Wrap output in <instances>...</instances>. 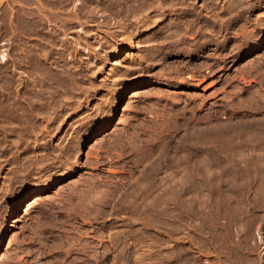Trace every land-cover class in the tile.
Masks as SVG:
<instances>
[{"label":"rangeland","instance_id":"rangeland-1","mask_svg":"<svg viewBox=\"0 0 264 264\" xmlns=\"http://www.w3.org/2000/svg\"><path fill=\"white\" fill-rule=\"evenodd\" d=\"M116 1L0 0V264H264V0Z\"/></svg>","mask_w":264,"mask_h":264},{"label":"bare ground","instance_id":"bare-ground-1","mask_svg":"<svg viewBox=\"0 0 264 264\" xmlns=\"http://www.w3.org/2000/svg\"><path fill=\"white\" fill-rule=\"evenodd\" d=\"M57 1V0H56ZM108 1V0H107ZM112 1V0H111ZM145 1V0H144ZM156 1V0H155ZM154 1V2H155ZM159 2H158V4L160 5V7H163V6H165L166 4H167V2H169V1H165V0H158ZM174 1V0H173ZM177 1H179V0H177ZM177 1H176V3H177ZM185 4L187 3V5L189 6V5H191V7H190V9L188 8V10L186 11L187 13H185V15H186V17H187V20L190 22V24H191V28L195 25L194 23H193V21L196 19L197 21H198V18H199V22L201 23V25L204 27L203 29H205V25H206V15H202L201 14V16H199V17H196L195 15H194V11H193V7H195V3L193 2V1H195V0H182ZM43 2V1H42ZM117 2V1H116ZM120 3H122L121 2V0L119 1ZM119 2H117V3H119ZM123 2H125L124 0H123ZM151 2V1H150ZM157 2V1H156ZM164 2H166V3H164ZM180 2V1H179ZM208 2V1H207ZM109 4H108V6L112 3V2H108ZM119 3V4H120ZM130 3V2H129ZM132 3V2H131ZM144 3V2H143ZM142 3V4H143ZM146 3V2H145ZM149 3V2H148ZM182 3V2H181ZM180 3V4H181ZM203 4H202V8H205V6H207V5H205V0H203V2H202ZM215 3V2H214ZM106 4H107V2H106ZM119 4H118V6H119ZM134 4V3H133ZM152 4V3H151ZM157 4V5H158ZM169 4V3H168ZM171 4V3H170ZM173 4V3H172ZM171 4V5H172ZM184 4V5H185ZM217 4V3H216ZM30 5V4H29ZM140 5V4H139ZM176 5V4H175ZM178 5V4H177ZM97 6V5H96ZM106 6V5H105ZM112 6V5H111ZM115 6V5H114ZM118 6H116V7H118ZM136 5H134V7H135ZM141 6H143V5H141ZM147 6V5H146ZM150 6V5H149ZM169 6V5H168ZM167 6V7H168ZM181 6H183V5H181ZM77 7V6H76ZM127 7V6H126ZM125 7V8H126ZM150 7H152L153 8V6H150ZM159 7V6H158ZM157 7V8H158ZM199 7H200V5H199ZM208 7H209V5H208ZM68 8V7H67ZM70 8V7H69ZM72 8V7H71ZM94 8V7H93ZM111 8V7H110ZM112 8H114L115 9V7H112ZM119 8H120V6H119ZM137 8V7H136ZM140 8V7H139ZM155 8V7H154ZM181 8V7H180ZM33 9V8H32ZM80 9V8H79ZM83 9V8H82ZM92 9V8H91ZM90 9V10H91ZM113 9V10H114ZM118 8H116L115 10H116V12L118 11L119 12V10H117ZM124 9V8H123ZM123 9H122V11H123ZM135 9V8H134ZM143 9H144V7H143ZM143 9H141L142 11H143ZM160 9H162V8H160ZM159 9V10H160ZM168 9V8H167ZM49 10V9H48ZM109 10V9H108ZM126 9H124V11H125ZM147 10H149V9H147ZM156 10V9H155ZM127 11V10H126ZM129 11H130V9H129ZM195 11H196V9H195ZM21 12V11H20ZM60 12V11H59ZM66 12V11H65ZM73 12V11H72ZM113 12V11H112ZM117 12V13H118ZM121 12V11H120ZM132 12H134V10L132 11ZM141 12V11H140ZM159 12V11H158ZM94 13V12H93ZM102 13V12H101ZM110 13V12H109ZM129 13H131V12H129ZM142 13H144V12H142ZM72 14V13H71ZM95 14V13H94ZM104 14V13H103ZM107 14V13H106ZM120 14V13H119ZM121 14H123V12L121 13ZM124 14H126V12L124 13ZM128 14V13H127ZM132 14V13H131ZM130 14V15H131ZM137 14H138V12H137ZM199 14V13H198ZM198 14H197V16H198ZM89 15V14H88ZM107 15H109V14H107ZM136 15V14H135ZM143 15V14H142ZM62 16V15H61ZM113 16V15H112ZM111 16V17H112ZM118 16V15H117ZM124 16V15H123ZM123 16L121 15L120 16V18H119V20H118V23H117V25L119 26V27H121L120 25H122L123 26V24H120V23H123L124 21H125V18H123ZM127 16V15H126ZM132 16H134V15H132ZM137 16V15H136ZM139 16V15H138ZM68 17H70V16H68ZM101 17V16H100ZM135 17V16H134ZM140 17V16H139ZM142 17V16H141ZM140 17V18H141ZM145 17V16H144ZM143 17V19H145ZM172 17V16H171ZM51 18V17H50ZM139 18V19H140ZM162 18V17H161ZM91 19V18H90ZM94 19V18H93ZM117 19L118 18H116V22H117ZM129 19V18H128ZM131 19H132V17H131ZM136 19V18H135ZM139 19H137L138 21H139ZM142 19V18H141ZM148 19H150V17L148 18V17H146V20H148ZM68 20V19H67ZM73 20V19H72ZM75 20V19H74ZM73 20V21H74ZM81 20V19H80ZM79 20V21H80ZM95 20V19H94ZM130 20V19H129ZM132 20H134V19H132ZM153 20V19H152ZM195 20V22L197 23V21ZM208 20V19H207ZM84 21V20H83ZM110 21V20H109ZM131 21V20H130ZM142 21V20H141ZM149 21V20H148ZM40 22H41V20H40ZM105 22H106V20H105ZM108 22V21H107ZM133 22V21H132ZM136 22V21H135ZM170 22V21H169ZM171 22H172V20H171ZM189 22H187V23H189ZM198 22V23H199ZM64 23V22H63ZM67 23V22H66ZM97 22H95V24H96ZM111 23V22H110ZM109 23V24H110ZM115 22H113V24H114ZM131 23V22H130ZM134 23V22H133ZM140 23V22H139ZM200 23H199V25H200ZM76 24V23H75ZM99 24V23H98ZM105 24V23H104ZM125 24V23H124ZM132 24V23H131ZM137 24V23H136ZM144 24V23H143ZM168 24V23H167ZM172 24V23H171ZM192 24H193V26H192ZM100 25H101V23H100ZM108 25V23H106V26ZM116 25V26H117ZM126 25V24H125ZM124 25V26H125ZM129 25V24H128ZM152 25V24H151ZM182 25V24H181ZM200 25V26H201ZM35 26V25H34ZM94 26V25H93ZM133 26H134V24H133ZM135 26H138V24L137 25H135ZM140 26H142V24L140 25ZM202 26H201V28H202ZM109 27H110V25H109ZM126 27V26H125ZM139 27V26H138ZM182 27V26H181ZM195 27H196V25H195ZM91 28V27H90ZM175 28V27H174ZM100 29V28H99ZM113 29V28H112ZM117 29V28H116ZM119 29V28H118ZM123 29H124V27H123ZM136 29V28H135ZM141 29V28H140ZM139 29V30H140ZM167 29V28H166ZM177 29V28H176ZM199 29V28H198ZM38 30V29H37ZM65 30V29H64ZM110 30V28L108 29V31ZM121 30H122V28H121ZM162 30V29H161ZM182 30V29H181ZM120 31V30H119ZM163 31V30H162ZM184 31V30H183ZM192 31V30H191ZM58 32V31H57ZM90 32V31H89ZM111 32V31H110ZM115 32V31H114ZM170 32V31H169ZM203 33H204V31H202ZM202 32H200V33H202ZM206 32V31H205ZM38 33V32H37ZM53 33V32H52ZM117 33V32H116ZM120 33V32H119ZM119 33H117V34H119ZM126 32L125 31H122L120 34H119V36L121 35V36H123V38L122 39H124V36L126 35L125 34ZM168 33V32H167ZM173 33V32H172ZM192 33V32H191ZM58 34V33H57ZM115 34V33H114ZM129 34V33H128ZM183 34V33H182ZM87 35V34H86ZM169 35V34H168ZM187 35V34H186ZM189 35V34H188ZM51 36V35H50ZM88 36V35H87ZM118 36V35H117ZM171 36V35H170ZM183 36V35H182ZM107 37V36H106ZM126 37V36H125ZM191 37V36H190ZM40 38V37H39ZM45 38V37H44ZM81 37L79 36V39H80ZM127 38H128V36H127ZM174 38V37H173ZM173 38H170V39H173ZM180 38V37H179ZM37 39V38H36ZM129 39H131V38H129ZM186 39V38H185ZM207 39V38H206ZM39 40V39H38ZM51 40V39H50ZM65 40V39H64ZM180 40V39H179ZM88 41V40H87ZM163 41V40H162ZM166 41V40H165ZM167 41H169L168 39H167ZM42 42L44 43V41H43V39H42ZM107 42V41H106ZM149 42V41H148ZM196 42V41H195ZM76 43V42H75ZM108 43V42H107ZM152 43V42H151ZM156 43H158V42H156ZM85 44V43H84ZM130 44V43H129ZM159 44V43H158ZM165 44V43H164ZM201 44V43H200ZM37 45V44H36ZM39 45V44H38ZM49 45V44H48ZM52 46H54L53 44H51ZM51 45H50V47H51ZM58 45V44H57ZM69 45V44H68ZM78 45V44H77ZM111 45V44H110ZM147 45H149V43L147 44ZM105 46V45H104ZM154 46V45H153ZM183 46V45H182ZM59 47V46H58ZM57 47V49H59ZM111 47H113V46H111ZM147 47V46H146ZM150 47V46H149ZM155 47V46H154ZM153 47V48H154ZM43 48V47H42ZM45 48V47H44ZM48 48V47H47ZM53 48V47H52ZM56 48V47H55ZM75 48V47H74ZM77 48V47H76ZM87 48V47H86ZM110 48V47H109ZM116 48V47H115ZM167 48V47H166ZM177 48V47H176ZM80 49V48H79ZM146 49V48H145ZM169 49V48H168ZM54 50V49H53ZM63 50V49H62ZM76 50V49H75ZM143 50V49H142ZM170 50V49H169ZM64 51V50H63ZM67 51V50H66ZM72 51V50H71ZM74 51V50H73ZM87 51H88V49H87ZM158 51V50H157ZM50 52V51H49ZM51 52H53V51H51ZM50 52V53H51ZM57 52V51H56ZM62 52V51H61ZM110 52V51H109ZM176 52V51H175ZM36 53V52H35ZM55 53V52H54ZM58 53H60V52H58ZM57 53V54H58ZM90 53V52H89ZM140 53V52H139ZM153 53V52H152ZM52 54V53H51ZM51 54H49L48 53V55L46 54V64L44 65V67H45V70H44V72L45 73H43V76H44V74H45V76L43 77L42 76V78L41 79H38V81L39 80H41V82L43 83V86H46L47 87V91H49V94L52 96V95H54V93H58L59 94V92H63V93H66V92H68V93H70V91H71V89H72V92H71V96H73V95H75L76 96V88H77V92H78V87L77 86H81L82 85V83H80L81 85H75L76 83L77 84H79L78 82H75V79H74V82L75 83H73V78H74V73H73V70H71V68H67L66 66H65V64L63 65L62 63H61V61H59V60H56V59H54V57H53V55H52V57L50 56ZM138 54V53H137ZM143 54V53H142ZM145 54V53H144ZM60 55V54H59ZM146 55V54H145ZM144 55V56H145ZM154 55V54H153ZM44 56H45V54H44ZM64 56V55H63ZM139 56H140V54H139ZM143 56V57H144ZM149 56V55H148ZM61 57V56H60ZM89 57V56H88ZM162 57V56H161ZM56 58V57H55ZM59 58V57H58ZM62 58V57H61ZM151 58V57H150ZM148 59V58H147ZM153 59V58H152ZM158 59V58H157ZM61 60V59H60ZM163 60V59H162ZM66 61H67V59H66ZM77 61V60H76ZM44 62V61H43ZM63 62H65V61H63ZM122 62V61H121ZM128 62V61H127ZM139 62V61H138ZM146 62V61H145ZM157 62V61H156ZM93 62H91L90 63V65L92 64ZM147 63V62H146ZM40 65H41V63H39ZM123 64V63H122ZM70 65V64H69ZM75 65V64H74ZM127 65V64H126ZM153 65V64H152ZM152 65H150V66H152ZM7 66V65H6ZM79 66V65H78ZM86 66V65H85ZM84 66V67H85ZM94 66V65H93ZM120 66V65H119ZM122 66V65H121ZM128 66V65H127ZM126 66V67H127ZM138 66V65H137ZM69 67H71V66H69ZM87 67H88V65H87ZM131 67H133V66H131ZM135 67V66H134ZM37 68V67H36ZM40 68H41V66H40ZM93 68V67H92ZM136 68V67H135ZM140 68V67H139ZM38 69V68H37ZM79 69V68H78ZM87 69V68H86ZM98 69V68H97ZM132 69H134V68H132ZM138 69V68H137ZM42 70V71H43ZM130 70V69H129ZM142 70V69H141ZM28 71V70H27ZM37 71H40V70H37ZM36 71V72H37ZM95 71V70H94ZM175 71V70H174ZM41 72V71H40ZM125 72V71H124ZM142 72V71H141ZM29 73V72H28ZM35 73V72H34ZM76 73H78L77 72V70H76ZM80 73V72H79ZM24 74V73H23ZM42 74V73H41ZM82 74H83V72H82ZM30 75H31V72H30ZM29 75V76H30ZM34 75H39V74H33V75H31V76H34ZM79 74H77V76H78ZM87 75H88V73H87ZM80 76H82V75H80ZM80 76H78V77H80ZM85 76V75H84ZM122 76H123V74H122ZM20 77H21V75H20ZM24 77V76H23ZM11 78V77H10ZM33 78V77H32ZM32 78H31V82H33V80H32ZM35 78V77H34ZM38 78V77H37ZM39 78H40V75H39ZM75 78H77L76 76H75ZM88 78V77H87ZM82 79V78H81ZM36 81H37V79H35ZM34 80V81H35ZM79 80V79H78ZM116 80V79H115ZM20 81V80H19ZM17 82V81H16ZM30 82V81H29ZM31 82H30V84H31ZM34 83H36L37 84V82H34ZM42 83H40V84H42ZM69 83V84H68ZM91 85H93L92 84V82L90 83ZM21 85V84H20ZM33 85V84H32ZM31 85V86H32ZM39 85V84H38ZM76 86V88H75V86ZM84 85V84H83ZM82 85V87H86L85 85L83 86ZM30 86V87H31ZM34 86H36L37 87V89H36V91L38 90V86L37 85H34ZM40 86H42V85H40ZM73 86H74V88H73ZM88 87V86H87ZM86 87V88H87ZM90 87H92V86H89V88ZM81 88V87H80ZM82 89V88H81ZM80 89V90H81ZM31 90V89H30ZM34 90H35V88H34ZM46 90V89H45ZM74 90V91H73ZM79 90V91H80ZM83 90V89H82ZM81 90V91H82ZM85 90V89H84ZM83 90V91H84ZM19 91V90H18ZM82 91V92H83ZM39 92H40V90H39ZM43 92V91H42ZM112 92V91H111ZM23 93V92H22ZM21 92H20V94H22ZM28 93V92H27ZM78 93H81V92H78ZM40 95H42V94H40ZM48 95V94H47ZM63 95H67V93L66 94H63ZM43 96V95H42ZM49 96V95H48ZM60 96V95H59ZM62 96V95H61ZM69 96V95H68ZM79 96V95H78ZM23 97H25V96H23ZM29 97V95L26 97L27 99H31L32 97H31V95H30V97ZM37 97V96H36ZM39 97V96H38ZM37 97V98H38ZM58 97V96H57ZM56 97V98H57ZM7 98V97H6ZM44 98V97H43ZM62 98H64V97H62ZM65 98H67V96H65ZM69 98V97H68ZM76 98V97H75ZM13 99V98H12ZM25 99V98H24ZM33 99H35V98H33ZM33 99H31V101L33 100ZM49 99V98H48ZM71 99V98H70ZM19 100H20V98H19ZM39 100V102H43V101H41L40 100V98L38 99ZM59 101L58 102H60V100L61 99H58ZM75 100V99H74ZM22 101H24V100H22ZM28 101V100H27ZM49 101V100H48ZM53 101V100H52ZM56 101H57V99H56ZM69 101V100H68ZM108 101V100H107ZM26 102V101H25ZM32 102H35L34 100L32 101ZM37 102V101H36ZM47 102V101H46ZM63 102H64V100H63ZM79 102V101H78ZM30 103V102H29ZM38 103V102H37ZM53 104H54V102H52ZM51 103V104H52ZM61 103V102H60ZM59 103V104H60ZM71 103V102H70ZM73 103V102H72ZM76 103H77V101H76ZM17 104V103H16ZM26 104V103H25ZM28 104V103H27ZM31 104V103H30ZM29 104V105H30ZM33 104V103H32ZM56 104V103H55ZM54 104V105H55ZM64 104V103H63ZM8 105V104H7ZM23 105V104H22ZM61 105V104H60ZM59 105V106H60ZM68 105V104H67ZM70 105H72V104H70ZM78 105V104H77ZM26 106V105H25ZM28 106V105H27ZM39 106V105H38ZM42 106V105H41ZM45 106V105H44ZM56 106V105H55ZM58 106V107H59ZM63 105H61V107H62ZM6 107V106H5ZM47 107V106H46ZM50 107V109H52L51 107H53V106H49ZM48 107V108H49ZM57 107V106H56ZM64 107V106H63ZM31 108V107H30ZM37 108V107H36ZM20 109H21V107H20ZM33 109V108H32ZM49 109V110H50ZM54 109V108H53ZM52 109V110H53ZM100 109V108H99ZM45 110H46V108H45ZM54 111V110H53ZM55 111H58V110H55ZM60 111V110H59ZM58 111V112H59ZM34 112V111H33ZM48 112V111H47ZM58 112H56V113H58ZM60 113V112H59ZM62 113V112H61ZM22 114V113H21ZM53 114H55L54 112H53ZM37 116V115H36ZM44 116V115H43ZM19 117V116H18ZM40 117H42V116H40ZM52 117V116H51ZM56 117V116H55ZM11 118V117H10ZM24 121V120H23ZM53 121V120H52ZM25 122V121H24ZM31 124V123H30ZM33 124V123H32ZM38 124V123H37ZM52 125V124H51ZM27 126V125H26ZM33 126H34V124H33ZM50 126V125H49ZM44 127V126H43ZM106 127V123L105 124H103V126H101L99 129H98V131L94 134L95 136H97V135H99L100 133H101V131H103L104 130V128ZM41 129V128H40ZM45 131V130H44ZM20 141V140H19ZM19 151V150H18ZM16 154V153H15ZM186 172V171H185ZM192 172V171H191ZM193 174V173H192ZM188 183V182H187ZM145 185V184H144ZM155 186H156V184H155ZM172 186V185H171ZM184 186V185H183ZM187 186V185H186ZM175 187V186H174ZM179 187V186H178ZM190 187V186H189ZM186 189V188H185ZM188 189V188H187ZM183 191V190H182ZM188 191V190H187ZM186 190H185V192H187ZM190 191V190H189ZM184 192V191H183ZM183 194V193H182ZM184 195V194H183ZM170 206V205H169ZM173 208V207H172ZM175 208V207H174ZM18 210H19V206L18 205H16V206H14V208H13V210H12V213H13V215H12V217H13V220H15L16 219V217H17V215H18ZM12 220V221H13ZM121 243V242H120ZM118 244V243H117ZM117 244H115V245H117ZM116 248V247H115ZM117 250V249H116ZM188 257V256H187ZM176 262V261H175ZM179 263V262H178Z\"/></svg>","mask_w":264,"mask_h":264}]
</instances>
